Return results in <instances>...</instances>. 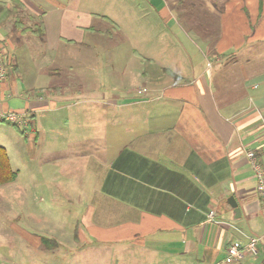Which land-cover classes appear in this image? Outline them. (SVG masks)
Returning <instances> with one entry per match:
<instances>
[{"label": "crops", "instance_id": "crops-1", "mask_svg": "<svg viewBox=\"0 0 264 264\" xmlns=\"http://www.w3.org/2000/svg\"><path fill=\"white\" fill-rule=\"evenodd\" d=\"M18 1L24 25L40 21L44 35L15 31L13 19L0 27L9 56L0 111L24 114L29 126L25 138L11 128L1 135L11 134L17 143L12 149L6 137L0 139L11 168V152L20 158L31 141L35 148L27 149L37 148L44 116L73 107L74 120L64 119L61 126L83 129L74 143L116 144L105 178L112 182L109 190H117L120 176L121 208L113 221L100 201L98 212L92 207L77 223L73 252L60 251L47 237L40 238L41 247L47 239L43 249L64 257L109 250L110 264H264V214L245 155L254 151L264 172V0H116L106 8L104 0ZM82 17L101 19L102 30L88 27ZM231 17L249 22L246 39L238 34L232 42ZM116 33L130 51L119 56L122 71L114 81L108 56L100 59L80 38L98 35L116 58L107 46ZM33 45L40 47L38 54L31 52ZM228 65L243 71L225 76ZM81 68L103 83L75 84ZM138 89L145 90L141 98ZM59 145L43 149L48 161L69 157L64 142ZM87 151L80 150L81 158ZM19 168H12L17 177ZM230 196L240 209L237 219L227 204ZM13 228V236L29 241L32 234L20 236ZM251 237L260 239L256 255L228 256L233 243L244 246Z\"/></svg>", "mask_w": 264, "mask_h": 264}, {"label": "rangeland", "instance_id": "rangeland-1", "mask_svg": "<svg viewBox=\"0 0 264 264\" xmlns=\"http://www.w3.org/2000/svg\"><path fill=\"white\" fill-rule=\"evenodd\" d=\"M115 1L104 0V8L109 2H113L112 6H115ZM242 1L240 0V2ZM138 2L140 1L138 0ZM99 5L101 6V3ZM230 9H232L231 5ZM235 11H237V8H235ZM236 14L237 12L233 16H236ZM86 18L82 17L81 21H86L88 27L102 30L101 19ZM119 18L120 15H118ZM227 23L229 25V33L232 35V42L237 40L238 34L241 38L246 39L249 34L247 31L249 22L245 18H240V21H238L236 17H231ZM113 36H115L114 40L108 42L107 46L110 47L111 45L116 58L109 57V51L111 50H107L106 43L104 41L101 42L98 35L81 36L80 40L90 45L100 59L105 55L106 57L108 56L106 63L110 64V67L114 66L112 77L114 81H117L122 71V63L119 60V56L128 55L130 49L125 45H119L120 40L122 41L120 33H116ZM30 49L34 54H38L40 51V47L37 45L31 46ZM110 67H107V71H111ZM222 71L227 72L225 76L229 77L228 72H231L232 76L236 75L238 77L239 71L242 72L243 70L241 66L228 65V69H222ZM89 72L85 68H81V79L79 77L73 78L75 84L80 87L83 83L88 88L99 87L103 83L102 77L95 74L93 76L90 70ZM138 91L136 95L139 98L143 97V94H139ZM70 103L72 102H64L60 105L64 106ZM52 112L49 119L45 116L42 118L43 128L41 129L40 137L36 139L38 143L35 151L33 148L27 149V146L30 148V145L35 148L34 144L36 141H31L24 145L20 158H13V152H11L12 168L16 169L17 165H20V173L13 183L0 186V242L6 241L0 244V255L2 257L0 264H110V256L112 255L109 254L108 256L106 254L109 253V250H105L103 254L95 256L89 255L86 249L79 254H67L64 257L60 256L57 251L48 252L44 250L43 246L47 245L43 244L41 247L39 244L41 237L52 238L59 243L60 251L69 249L70 252H73L75 247L73 241H76L77 238L73 236L75 227L77 223L81 225L82 220L89 216L92 207H95L98 212L100 201L108 204L105 205L106 208L103 210L110 216V222L113 221V218L117 215L116 212H119L121 208L120 176L114 182L115 188L117 187L116 191L109 190V186L112 184L111 181L110 183L105 182L107 171H111L109 166L112 161L110 152L114 149L113 145L116 146V144L112 145L107 141L102 143L103 139H98L100 142H93V144L74 143L75 137L78 134L80 135L83 129L69 124L62 127L60 123L64 119L74 120L75 108L67 107L57 112ZM47 120L52 123L48 125ZM7 128L16 131L18 135L21 134L15 127L5 122H0V139L6 137L4 143L15 149L14 146L17 147V143L13 144L14 140H12L11 134L7 135L8 137L1 136L3 132L8 134ZM19 130L28 131L29 129L19 128ZM100 130V127L96 128L98 138L101 135L99 134ZM21 136L25 138V135ZM9 139L11 141H8ZM60 141L64 142L66 150L71 152V154L62 163L60 161L52 163L48 161L50 158L43 154V149L55 148ZM90 145L91 148L87 151L86 149ZM100 146L107 152H103L99 148ZM94 147L98 148L94 150ZM80 150L87 151L85 158H81ZM105 212L101 213V216H106ZM13 218H16V220L11 222ZM12 224L14 231L20 236H24V231L32 234L31 237H28L30 241H27L28 245L26 242L21 241L19 236H13V233L9 230ZM4 235H8L9 238H5Z\"/></svg>", "mask_w": 264, "mask_h": 264}, {"label": "built area", "instance_id": "built-area-1", "mask_svg": "<svg viewBox=\"0 0 264 264\" xmlns=\"http://www.w3.org/2000/svg\"><path fill=\"white\" fill-rule=\"evenodd\" d=\"M9 70V56L0 43V90L1 84L7 77V72ZM139 94H144L145 90H139ZM0 122H5L7 124L16 125L22 129H29L27 122L25 120L24 114L16 112H2L0 111ZM246 158L250 164V168L255 178V191L258 194L260 206L264 214V172L257 161L254 151H246ZM260 241L257 237L249 238L247 244L240 246L238 243H233L228 249V256L232 259L242 258L244 254L256 255L257 248L256 245Z\"/></svg>", "mask_w": 264, "mask_h": 264}, {"label": "trees", "instance_id": "trees-1", "mask_svg": "<svg viewBox=\"0 0 264 264\" xmlns=\"http://www.w3.org/2000/svg\"><path fill=\"white\" fill-rule=\"evenodd\" d=\"M23 8H24L23 5L18 0H12L10 2L0 1V27H3L10 19H13L12 27L15 31L22 34H25L26 32H31L36 37L39 38L43 37L44 28L40 21H38L33 27H27L24 25L22 19L19 16ZM164 72H167V70H164ZM173 77L177 79L176 76L173 75ZM44 90L45 89H41L40 91H44ZM46 90L49 92L56 89L47 88ZM11 126L18 129V132L21 135H25L24 130H19V128L16 125H11ZM16 177H17V173L16 171L12 170L10 166V162L5 148L0 146V186L14 182ZM42 241L44 245H48L47 239H42Z\"/></svg>", "mask_w": 264, "mask_h": 264}, {"label": "water", "instance_id": "water-1", "mask_svg": "<svg viewBox=\"0 0 264 264\" xmlns=\"http://www.w3.org/2000/svg\"><path fill=\"white\" fill-rule=\"evenodd\" d=\"M227 204L230 206V208L233 210V213H234V218L237 219L240 217V209L237 205V202L236 200L234 199L233 196H230L228 199H227Z\"/></svg>", "mask_w": 264, "mask_h": 264}]
</instances>
